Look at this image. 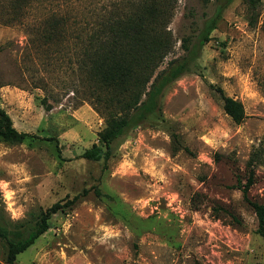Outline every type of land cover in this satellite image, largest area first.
<instances>
[{
	"label": "rangeland",
	"instance_id": "1",
	"mask_svg": "<svg viewBox=\"0 0 264 264\" xmlns=\"http://www.w3.org/2000/svg\"><path fill=\"white\" fill-rule=\"evenodd\" d=\"M221 2L178 0L169 26L177 43L160 69L187 55L184 39L198 44ZM256 4L224 8L210 41L165 88L161 112L114 141L105 163L82 158L105 122L69 89L68 56L35 41L69 1L0 0L1 106L28 134L0 141V226L26 237L41 211L88 191L14 264H264L242 194L253 170L249 197L264 203V0ZM218 88L243 104L241 124ZM7 253L0 238V262Z\"/></svg>",
	"mask_w": 264,
	"mask_h": 264
},
{
	"label": "trees",
	"instance_id": "2",
	"mask_svg": "<svg viewBox=\"0 0 264 264\" xmlns=\"http://www.w3.org/2000/svg\"><path fill=\"white\" fill-rule=\"evenodd\" d=\"M68 1L70 11L53 15L54 20L50 23L45 21L35 41L54 46L57 53L68 56L69 89L81 100L90 102L105 122V127L98 133V143L87 149L82 158L107 163L113 155L114 141L149 116L161 112L165 88L187 70L199 48L210 41L224 8L234 0H223L215 17L206 22L198 44L190 48L189 39H184L187 55L170 60L163 69L160 68L174 52L177 43L169 26L178 0ZM245 1L253 9L260 2ZM249 24L252 26L254 22L251 20ZM217 92L222 96L224 112L236 124H241L246 118L243 104L226 96L221 88ZM46 102L44 99L41 103L50 111L52 107ZM27 137L28 134L14 127L11 117L2 108L0 94V141L20 144ZM261 157V149H258L249 163L259 161ZM253 183L251 170L247 183L242 187L243 200L255 213L257 232L264 240V203L249 197ZM87 192L41 211L33 230L26 237H11L13 232L0 226V238L8 243L6 260L0 264H14L17 256L49 229L53 215L72 209ZM96 193L100 194V191ZM229 215L235 223L241 224L235 215Z\"/></svg>",
	"mask_w": 264,
	"mask_h": 264
}]
</instances>
